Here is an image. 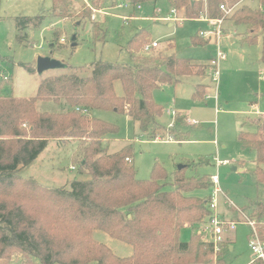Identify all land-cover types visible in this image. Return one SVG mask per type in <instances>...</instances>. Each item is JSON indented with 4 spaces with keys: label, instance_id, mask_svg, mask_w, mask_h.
<instances>
[{
    "label": "trees",
    "instance_id": "obj_1",
    "mask_svg": "<svg viewBox=\"0 0 264 264\" xmlns=\"http://www.w3.org/2000/svg\"><path fill=\"white\" fill-rule=\"evenodd\" d=\"M111 1L135 7L157 0ZM168 1L184 20H197L207 13L210 20H230L235 28H245L244 43L262 41L264 64V0H257L255 8L246 0H229L228 15L220 9L226 0ZM69 8L70 1L53 0L48 13L18 18V41L25 42L27 30L42 27L50 19L70 18ZM78 16L82 22L92 17L91 12ZM92 27L93 31L97 28ZM150 39L147 29L130 38L126 51L133 64L99 61L69 74L50 76L40 82L31 98L4 96L5 83L0 78V260L21 254L26 264H224L222 256L229 251L228 245H222V252L215 255L212 243L199 234L213 215L212 195L200 198L194 193L213 190L211 176L187 177V167L183 166L169 180L165 169L156 163L151 180L138 179L131 161L133 147L110 153L104 142L120 130L93 116L94 111L125 114L150 139L164 133L175 138V133H167L159 122L164 108L154 101V92L182 77L204 73L196 71L188 58L170 56L154 63L152 58L141 56ZM192 41L195 46L206 44L198 35ZM22 67L35 73L26 65ZM117 82L122 85L121 96L116 93ZM198 89L193 100L205 96ZM38 101H52L66 111L40 112ZM24 124L29 131L22 129ZM253 126L254 132L241 131L238 140L243 149L256 152L254 176L264 183L260 167L264 165V125L258 121ZM50 142L77 144L78 173L87 179L76 178L68 189L21 176V170L36 161ZM250 221L264 223L263 204L253 205ZM186 228L192 230L188 243L181 240ZM95 231L130 245L133 255L120 258L94 239ZM256 234L264 244V225ZM252 264L264 263L257 260Z\"/></svg>",
    "mask_w": 264,
    "mask_h": 264
},
{
    "label": "rangeland",
    "instance_id": "obj_2",
    "mask_svg": "<svg viewBox=\"0 0 264 264\" xmlns=\"http://www.w3.org/2000/svg\"><path fill=\"white\" fill-rule=\"evenodd\" d=\"M68 1L70 18L61 21L50 19L42 27L30 28L25 42L20 43L17 19L48 13L53 8V0H0V78L5 83L3 95L16 99L34 97L43 79L69 74L94 62L133 64L126 47L133 34L140 29L150 32L151 39L146 45L152 42L159 44V48L149 53L142 49L141 56L152 58L154 63L170 56L192 59L196 71L204 73L203 76L182 77L174 85L161 86L154 92V101L164 108L159 122L167 133L173 131L175 138L164 133L150 139L125 114L94 111L93 116L116 125L120 130L104 142L110 153H117L129 145L133 147L131 161L140 180H151L156 163L165 169L169 180L180 166L187 167V177L218 174L222 192L217 196V213L226 223L236 224L235 231L225 234L224 244L228 245L229 251H224L223 262L251 264L254 255L249 247L250 239L254 230L264 223H252L250 215L253 205H264V183L257 182L254 176L257 170L256 152L243 149L238 137L241 131L254 132L256 128L253 124L258 121L264 125L262 41L255 45L244 43L242 34L245 28H235L230 20L223 19L219 25L220 35L203 38L201 32L213 30L208 26L210 18L207 13L204 17L207 21H167L169 17L183 18L182 15H173L168 0L141 4L140 10L138 6L119 8L121 2L113 4L111 0ZM245 3L252 8L258 4L257 0H246ZM83 12H91L90 21L80 20L78 15ZM93 25L97 26L95 31ZM76 29L77 47L72 48L70 39ZM197 34L205 45L193 44L192 38ZM219 53L223 54L222 59ZM39 57L58 60L65 68L39 75L36 71ZM211 61H216L217 66ZM22 65L34 69L35 73L28 72ZM216 71L218 81L214 82ZM201 85L204 88L198 89ZM115 86L116 93L121 96L122 85L117 82ZM197 89L202 97L205 95L201 100H193ZM36 107L40 112L66 111L63 105L52 101H38ZM169 110L177 113L175 121L168 115ZM173 122L174 128H170ZM22 129L29 131L27 124ZM78 153L77 144L63 146L50 142L40 157L23 168L20 174L48 187L69 189L76 178L87 179L78 173ZM218 161L229 164L218 165ZM260 167L264 171V165ZM212 193L213 190L196 191L194 195L205 198ZM191 238L192 230L184 229L182 242L188 243ZM94 239L120 258L133 255L130 245L103 232L95 231ZM231 244L234 245L232 252ZM26 262L21 254H15L9 260H0V264ZM33 264L39 263L33 261Z\"/></svg>",
    "mask_w": 264,
    "mask_h": 264
},
{
    "label": "built area",
    "instance_id": "obj_3",
    "mask_svg": "<svg viewBox=\"0 0 264 264\" xmlns=\"http://www.w3.org/2000/svg\"><path fill=\"white\" fill-rule=\"evenodd\" d=\"M129 2H121L119 4V8H128L130 7ZM138 9L140 10V5H137ZM229 7V0H226V4L222 5L220 7L221 11L226 12L227 15L230 14L231 9ZM173 15H176L174 11H172ZM208 25L213 27L212 31H206L201 32L200 36L203 38H211L212 36L217 37L220 35V27L221 20H209ZM159 44L157 42H152L151 44L147 45L145 47V52L149 53L154 49H157ZM224 56L222 53H219V58L222 59ZM213 65L217 66V62H213ZM214 82L218 81V71L214 73ZM170 116L175 121L177 117V113L174 110L168 111ZM174 122L170 124V128L174 127ZM228 165L229 163L227 161L225 162H219L218 165ZM211 182L213 185V193H212V203H211V210L213 212L212 217L210 220L203 226H201L199 230V234L202 236V239L206 242L212 243L214 247V253H220L222 245L225 243V234L231 231L236 230V224L235 223H226L222 220L221 216L217 213V196L222 192L220 189V179L218 174L211 176ZM253 223V222H252ZM249 247L254 255L253 260L251 264L257 260H261L264 263V244L259 240L256 230H254V234L252 235V238L250 239Z\"/></svg>",
    "mask_w": 264,
    "mask_h": 264
},
{
    "label": "water",
    "instance_id": "obj_4",
    "mask_svg": "<svg viewBox=\"0 0 264 264\" xmlns=\"http://www.w3.org/2000/svg\"><path fill=\"white\" fill-rule=\"evenodd\" d=\"M77 29L75 30V33L73 34V36L70 39L71 42V46L72 48H76L77 47ZM60 68H65V65L63 63H61L58 60L52 59L50 57H39L37 59V66H36V71L39 75L44 74L46 71H50V70H57ZM183 166L179 167V170L182 169ZM234 171H236V168H233Z\"/></svg>",
    "mask_w": 264,
    "mask_h": 264
},
{
    "label": "crops",
    "instance_id": "obj_5",
    "mask_svg": "<svg viewBox=\"0 0 264 264\" xmlns=\"http://www.w3.org/2000/svg\"><path fill=\"white\" fill-rule=\"evenodd\" d=\"M176 15H182V14H176ZM205 13H204V15L200 18V19H197V20H188V21H199V20H206L205 18ZM132 20H133V18H131ZM151 19H153V20H156L155 18H150V19H146V20H151ZM131 20V21H132ZM167 21H171V22H178V21H184V18H178V17H175V18H171V17H169V18H167L166 19ZM207 21V20H206ZM207 23H209L208 21H207ZM170 26H172V24L170 25ZM209 26V25H208ZM211 26H209V28H210ZM233 29H234V27H233ZM198 36H199V34H197ZM209 39V38H208ZM158 48H159V46H158ZM192 60V59H191ZM211 62H214V61H211ZM192 63H193V61H192ZM194 76V75H193ZM199 77V76H198ZM204 86V85H203ZM206 92V91H205ZM255 108V106L253 107V108H251V110L252 109H254ZM170 111V110H169ZM168 115L170 116V114L168 113ZM130 118V117H129ZM131 119V118H130ZM132 120V119H131ZM182 120V118L179 120V122ZM169 127H170V125H169ZM172 128H174V127H172ZM237 171V170H236ZM240 172H242V170H240ZM230 251L232 252V251H234V245L233 244H231V247H230Z\"/></svg>",
    "mask_w": 264,
    "mask_h": 264
}]
</instances>
